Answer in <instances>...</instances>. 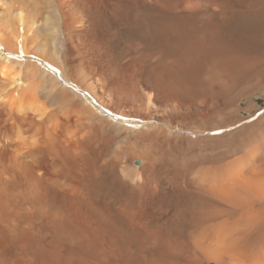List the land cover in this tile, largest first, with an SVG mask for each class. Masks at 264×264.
<instances>
[{"label":"bare ground","instance_id":"obj_1","mask_svg":"<svg viewBox=\"0 0 264 264\" xmlns=\"http://www.w3.org/2000/svg\"><path fill=\"white\" fill-rule=\"evenodd\" d=\"M259 88L264 0H0V264H264Z\"/></svg>","mask_w":264,"mask_h":264},{"label":"rangeland","instance_id":"obj_2","mask_svg":"<svg viewBox=\"0 0 264 264\" xmlns=\"http://www.w3.org/2000/svg\"><path fill=\"white\" fill-rule=\"evenodd\" d=\"M242 101L243 117L261 114L264 112V89L259 88L250 97L243 98ZM248 109L250 110L248 111Z\"/></svg>","mask_w":264,"mask_h":264}]
</instances>
